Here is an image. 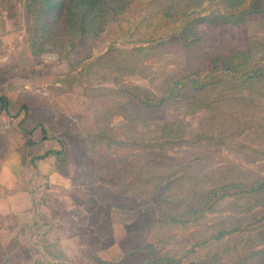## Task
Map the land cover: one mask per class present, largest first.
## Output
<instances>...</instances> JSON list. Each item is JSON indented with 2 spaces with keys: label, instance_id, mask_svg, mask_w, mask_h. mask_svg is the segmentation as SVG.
<instances>
[{
  "label": "rangeland",
  "instance_id": "374dc122",
  "mask_svg": "<svg viewBox=\"0 0 264 264\" xmlns=\"http://www.w3.org/2000/svg\"><path fill=\"white\" fill-rule=\"evenodd\" d=\"M105 2L89 22L91 0H0V88L71 184L137 209L125 264H264V78L227 70L264 66V0L235 22L227 0Z\"/></svg>",
  "mask_w": 264,
  "mask_h": 264
},
{
  "label": "crops",
  "instance_id": "0c3cea01",
  "mask_svg": "<svg viewBox=\"0 0 264 264\" xmlns=\"http://www.w3.org/2000/svg\"><path fill=\"white\" fill-rule=\"evenodd\" d=\"M17 87L16 92L22 90ZM0 92L7 100L6 108L0 110V245L7 246L4 259L15 250L19 264H74L80 239L69 233L72 226L60 221L57 215L62 211L49 201L76 207L73 197L83 188L71 184L69 176L59 170L58 140L47 137L43 123L32 120L34 111L12 104V87L4 85ZM105 214L113 242L97 248L96 257L118 260L123 254L121 239L135 210L112 206Z\"/></svg>",
  "mask_w": 264,
  "mask_h": 264
},
{
  "label": "trees",
  "instance_id": "16d2710c",
  "mask_svg": "<svg viewBox=\"0 0 264 264\" xmlns=\"http://www.w3.org/2000/svg\"><path fill=\"white\" fill-rule=\"evenodd\" d=\"M105 1L106 0H91V6L86 9V13L89 14V22H92L95 14L97 15V13L101 14L105 12ZM242 2L243 0H227V8H230L229 13L233 14L236 18L234 22L242 18L243 15L241 14L243 13L244 8H247H238L242 4ZM227 70L231 77L237 76L243 80L248 78H264V66L237 67L235 63L234 65L228 67ZM6 104V97L0 92V110L5 109ZM234 186L239 185L237 184ZM259 186L261 187L263 186V184L261 182L260 184L250 182L245 186L239 187L240 189L238 191L243 193L255 189ZM105 199L103 196L97 195L93 191L82 189L81 194L78 195L77 198L73 197V200H75L74 203L76 204L77 208L65 211L69 215L68 219H66V224L72 226L68 228L69 233L76 235L80 239V247L87 245L92 247L90 250H87L86 258H90L91 260H93V262H96L98 264H125L122 261L123 258L126 257L125 252H123L121 258L118 260H101L96 257L97 248L106 247L113 242L109 216L105 214L104 210L107 211L112 206L134 208V206H127L121 203L119 199L115 200L116 198L113 200L107 198ZM134 210L135 212L137 211L136 208H134ZM135 216L136 214L134 215L133 220L129 222L126 227L129 224H132ZM134 250L137 251V247L134 248ZM79 258L80 256H75V260H79ZM143 259L146 260L149 264H158V261L154 257L146 255ZM141 262L142 261L140 260L129 264H142Z\"/></svg>",
  "mask_w": 264,
  "mask_h": 264
}]
</instances>
